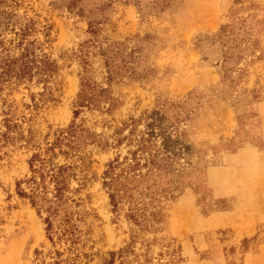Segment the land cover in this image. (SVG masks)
Listing matches in <instances>:
<instances>
[{"label": "rangeland", "instance_id": "obj_1", "mask_svg": "<svg viewBox=\"0 0 264 264\" xmlns=\"http://www.w3.org/2000/svg\"><path fill=\"white\" fill-rule=\"evenodd\" d=\"M1 10L33 19L35 53L55 67L0 91V264H48L56 250L60 264H264V0H0ZM82 82L89 105L74 116ZM157 118L177 133V154L165 194L135 222L126 204L112 209L104 172ZM72 122L80 203L61 224L74 244L50 240L18 194L28 160Z\"/></svg>", "mask_w": 264, "mask_h": 264}, {"label": "trees", "instance_id": "obj_2", "mask_svg": "<svg viewBox=\"0 0 264 264\" xmlns=\"http://www.w3.org/2000/svg\"><path fill=\"white\" fill-rule=\"evenodd\" d=\"M78 1L68 0V8L75 7ZM78 11L82 12L80 8ZM95 24L98 22L94 20L89 22L91 32H94ZM34 31L32 18H24L11 11H0V91L5 85L27 83L34 77H37L38 81H46L51 76L55 64L45 55L40 57L36 55L37 41L31 37ZM7 32L13 36L6 38ZM105 52L106 49H102V53ZM106 57L107 63H112L109 60L110 56ZM87 103L89 96L86 83L82 82L76 101L78 108L74 110V116L78 114L79 108L88 106ZM160 120L162 119L157 118L150 121L147 129L151 131L138 136L134 142L135 149L130 150L122 159L116 158L109 162L104 172L107 179L103 184L107 186L112 209L116 210L126 204V215L135 222L147 219L148 209L159 200L161 194H165L162 178L170 168L173 156L177 154L171 152L170 144L177 141L173 136L178 135L170 124L164 127L159 123ZM80 130V127L72 122L66 128L59 130L44 152L34 153L28 160L32 174L24 181L29 189L24 191L19 188L18 192L19 196L27 198L35 208L44 224L47 237L53 240L54 235L59 239L63 235H69L65 240L70 244H74L76 240L62 231L61 220H66V211L69 207L78 206L80 203V197L74 195L79 192V188L70 187L71 179H77L76 168L79 167L77 159H81L76 154L79 149ZM156 137L161 138V143L158 145L155 142ZM55 149L71 162L54 163L51 156L56 155ZM150 211L149 214L154 218L155 212L150 213ZM55 254L48 264L62 262L61 252L56 250Z\"/></svg>", "mask_w": 264, "mask_h": 264}]
</instances>
